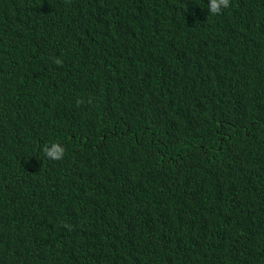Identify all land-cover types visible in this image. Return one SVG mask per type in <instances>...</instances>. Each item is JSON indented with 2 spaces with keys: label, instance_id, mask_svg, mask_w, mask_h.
I'll return each instance as SVG.
<instances>
[{
  "label": "trees",
  "instance_id": "16d2710c",
  "mask_svg": "<svg viewBox=\"0 0 264 264\" xmlns=\"http://www.w3.org/2000/svg\"><path fill=\"white\" fill-rule=\"evenodd\" d=\"M208 4L0 0V264H264V0Z\"/></svg>",
  "mask_w": 264,
  "mask_h": 264
},
{
  "label": "clouds",
  "instance_id": "9594fccd",
  "mask_svg": "<svg viewBox=\"0 0 264 264\" xmlns=\"http://www.w3.org/2000/svg\"><path fill=\"white\" fill-rule=\"evenodd\" d=\"M231 6V0H209L208 10L211 15H218L222 13L223 9ZM55 63H60L56 60ZM44 156L53 161H60L65 156V148L59 143H53L51 146L45 145L42 149Z\"/></svg>",
  "mask_w": 264,
  "mask_h": 264
}]
</instances>
